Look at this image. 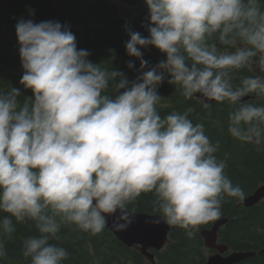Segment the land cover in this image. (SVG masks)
Returning <instances> with one entry per match:
<instances>
[{"label":"clouds","instance_id":"9594fccd","mask_svg":"<svg viewBox=\"0 0 264 264\" xmlns=\"http://www.w3.org/2000/svg\"><path fill=\"white\" fill-rule=\"evenodd\" d=\"M144 2L149 36L131 32L126 51L140 58L151 45L166 58L131 83L88 61L66 26L15 25L20 84L32 98L21 104L19 89L0 92V258L17 224L36 231L22 242L28 264H64L62 228L95 236L112 216V227L125 230L134 220L128 206L142 194L158 213L151 223L188 238L219 220L224 203L245 199L215 155L219 141L188 113L161 117L157 88L167 73L185 100L195 95L204 109L227 103L228 134L264 144V104L241 102L264 98V0ZM249 69L258 74L234 82Z\"/></svg>","mask_w":264,"mask_h":264},{"label":"trees","instance_id":"16d2710c","mask_svg":"<svg viewBox=\"0 0 264 264\" xmlns=\"http://www.w3.org/2000/svg\"><path fill=\"white\" fill-rule=\"evenodd\" d=\"M117 4L133 7L136 12L124 14ZM20 20L53 21L66 26L75 36L77 49L90 53L88 61L109 71L121 72L129 83L166 58L151 45L139 49L140 58L129 56L126 51L131 32L149 36L151 25L144 0H0V92L6 94L12 88L19 89L21 104L26 98H32V90L20 84L23 69L15 33V25ZM141 59L147 61L143 69ZM129 63L133 64L132 68L128 67ZM256 74L253 70H244L236 74L234 82L242 76ZM168 79L165 73L157 88L158 94L165 98L156 106L161 117L177 111L188 113V119L194 124L203 123L210 141L213 144L219 141L215 155L218 160L225 161V174L233 185L242 188L245 197L264 184V144L241 143L228 134L227 103L213 102L210 109H204L195 97L185 100L174 85L167 83ZM111 91L109 89V95L119 94ZM241 102L259 105L264 104V98L250 96ZM152 200L151 194H142L128 210L158 214ZM238 203L239 200L232 198L223 204L220 219H227V222L218 231V242L226 244L230 251L258 252L264 248V200L250 208L237 206ZM214 222L199 230L209 228ZM35 234L32 223L17 224L12 239L5 242L6 257L0 258V264H28L21 255L22 242ZM60 234L61 246L70 253L64 264H204L211 253L204 248L198 232L188 238L178 227L171 230L168 243L161 251H148L154 257L153 262L137 246L125 247L106 228L95 236L68 228H62ZM238 264H264V254H256Z\"/></svg>","mask_w":264,"mask_h":264},{"label":"water","instance_id":"95a60500","mask_svg":"<svg viewBox=\"0 0 264 264\" xmlns=\"http://www.w3.org/2000/svg\"><path fill=\"white\" fill-rule=\"evenodd\" d=\"M198 95V94H197ZM195 98H197L194 95ZM250 96L242 98V101L248 99ZM214 102V101H213ZM211 102V103H213ZM264 199V184L259 186L252 194L247 196L238 205L244 207H253ZM129 211V210H128ZM134 217L133 223L125 230L116 231L113 225V217H108L106 229L109 230L125 247L139 246L140 251L151 262H153V255L147 253L149 249L160 251L167 244V236L173 227H169L164 223L153 224L151 220L158 214L136 213L129 211ZM227 219H220L213 223L208 229L199 231V235L203 240L204 247L213 251L207 256L205 264H238L253 257L256 254H264V248L258 252L252 251H234L229 252L228 246L218 243V230Z\"/></svg>","mask_w":264,"mask_h":264},{"label":"rangeland","instance_id":"374dc122","mask_svg":"<svg viewBox=\"0 0 264 264\" xmlns=\"http://www.w3.org/2000/svg\"><path fill=\"white\" fill-rule=\"evenodd\" d=\"M118 7L120 8V10L124 13V14H135L136 12V9H133V7H130V6H126V5H123V4H117Z\"/></svg>","mask_w":264,"mask_h":264}]
</instances>
